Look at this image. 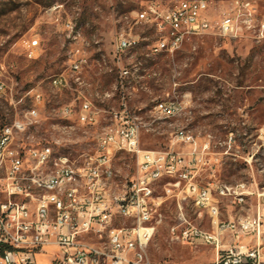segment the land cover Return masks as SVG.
<instances>
[{
  "label": "rangeland",
  "instance_id": "1",
  "mask_svg": "<svg viewBox=\"0 0 264 264\" xmlns=\"http://www.w3.org/2000/svg\"><path fill=\"white\" fill-rule=\"evenodd\" d=\"M147 0H0V128L16 119L26 128L18 142L34 146L50 145L54 153L67 154L82 162L96 149V135L115 123V113L123 110L122 91L131 113L140 115L147 126L142 130L140 148L168 150L179 128L193 134L198 143L211 137L208 166L197 170L196 181L212 189L217 199L218 216L200 211L192 199L174 189L163 179L155 185L158 206L155 232L148 245L152 264H211L216 257L213 245L183 243L174 238L171 228L193 225L212 231L217 221L236 220L252 214L257 195L264 187V39L242 32L236 38L219 34L193 37L173 54L147 57L148 45L155 39L149 24L135 23L134 12ZM163 7L178 0H157ZM230 0H213L210 13L218 15ZM264 17V0L259 1L257 18ZM67 20L82 26L88 43V65L81 74V91L92 102L98 122L87 125L76 116L64 119L65 105H79V88L74 76L69 85L58 90L51 79L69 74L72 45L65 37ZM125 29L138 39V46L114 58L113 42ZM39 41L35 56L29 57V44ZM121 70L126 71L121 75ZM123 81V90H115ZM113 91L102 99L97 92ZM40 91L42 103L34 104ZM188 106L173 118L152 115V107L162 101L181 99ZM36 106L38 116L30 123L25 114ZM67 126V127H65ZM172 149L188 152L187 145ZM112 164L116 180L122 184L136 172V156L115 151ZM245 184L248 195L241 205L230 197L218 195V185ZM248 195V196H247ZM0 194V200H4ZM226 243L228 241H225ZM54 247L37 253L38 264L51 260Z\"/></svg>",
  "mask_w": 264,
  "mask_h": 264
},
{
  "label": "built area",
  "instance_id": "2",
  "mask_svg": "<svg viewBox=\"0 0 264 264\" xmlns=\"http://www.w3.org/2000/svg\"><path fill=\"white\" fill-rule=\"evenodd\" d=\"M260 0H230L218 15L210 13L213 0H178L163 7L157 0H147L135 13V23L151 25L156 34L148 45L147 57L162 53L173 54L193 37L213 33L236 38L242 32L252 33L258 41L264 39V17L257 18ZM64 33L72 45L69 74L51 79L54 88L69 85V77L83 84L81 72L88 65L81 25L67 20ZM40 44H29V57L36 54ZM138 46V39L122 29L116 33L113 53L117 61L127 51ZM121 75L126 71L121 70ZM123 81L115 90H123ZM4 84H0V92ZM123 110L115 113V123L96 135V149L82 162L67 154H55L50 145L21 144L18 136L26 128L16 119L0 128V264H38L37 253L54 247L51 260L45 264H152L148 245L155 232V212L158 206L155 185L163 180L192 199L200 211L218 216L217 199L209 186L199 184L197 170L208 166L211 137L198 143L185 128H179L168 150L140 148L143 118L131 113L122 92ZM113 91L97 92L104 99ZM170 99L155 104L152 115L177 117L184 112L188 101ZM34 104L43 95L34 93ZM64 119L76 116L78 122L95 125L97 112L92 102L83 98L80 105H65ZM26 118L36 121L38 110L32 106ZM67 127V126H65ZM187 145L186 153L172 149ZM115 151L136 156L135 174L125 183H118L112 164ZM219 196L230 197L234 203L245 201V184L218 185ZM263 203L254 215L236 220L217 221L212 231L183 223L174 225L171 234L183 243L202 242L213 245L216 257L211 264H264V187L257 192ZM225 241H228L227 243Z\"/></svg>",
  "mask_w": 264,
  "mask_h": 264
},
{
  "label": "crops",
  "instance_id": "3",
  "mask_svg": "<svg viewBox=\"0 0 264 264\" xmlns=\"http://www.w3.org/2000/svg\"><path fill=\"white\" fill-rule=\"evenodd\" d=\"M137 11V10H136ZM135 11V12H136ZM134 16H135V14H134ZM113 46V45H112ZM115 58V57H114ZM81 78H82V81H83V84L81 85V84H79V83H76L77 85H78V89H77V91H78V93H79V95H78V100H81V98L83 99L84 97L85 98H87V96L86 95H84L81 91H79V89L81 88V86H84L86 83H85V78L83 79V77H82V75H81ZM123 92V91H122ZM88 99V98H87ZM81 102H82V100H81ZM81 102H79V105L81 104ZM179 152V151H178ZM182 153H184V152H182ZM247 191H248V189H247ZM249 193H248V195H250V194H252V193H254L253 191H248ZM247 195V196H248ZM245 201H246V199H245ZM259 204H261V202H257V205H256V208H257V206L259 205ZM239 205H241V204H239ZM256 208H255V210H254V212L252 213V214H248V215H254V213H255V211H256ZM247 216V215H246ZM241 217H243V216H241ZM263 241H264V239H263Z\"/></svg>",
  "mask_w": 264,
  "mask_h": 264
}]
</instances>
